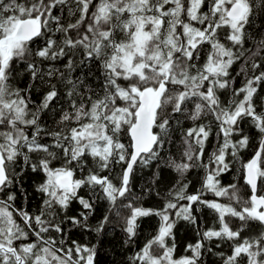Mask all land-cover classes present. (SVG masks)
<instances>
[{
    "label": "snow or ice",
    "instance_id": "1",
    "mask_svg": "<svg viewBox=\"0 0 264 264\" xmlns=\"http://www.w3.org/2000/svg\"><path fill=\"white\" fill-rule=\"evenodd\" d=\"M109 231L111 264H264V0H0V264Z\"/></svg>",
    "mask_w": 264,
    "mask_h": 264
},
{
    "label": "trees",
    "instance_id": "2",
    "mask_svg": "<svg viewBox=\"0 0 264 264\" xmlns=\"http://www.w3.org/2000/svg\"><path fill=\"white\" fill-rule=\"evenodd\" d=\"M145 175H147V173H145ZM229 179H231V177H225V182H228ZM73 207H76V205H73ZM155 226L156 220L155 218H152L146 220L142 227L147 233L153 230ZM177 239L180 244L183 245V243L193 240L194 237L192 233L190 231H186L184 225L181 224L177 227ZM119 243V233L114 235L111 231H109L107 236L102 240V246L98 256V264H111V262L117 258V256L113 255V252L118 253Z\"/></svg>",
    "mask_w": 264,
    "mask_h": 264
}]
</instances>
